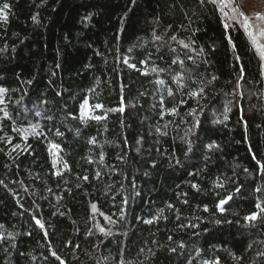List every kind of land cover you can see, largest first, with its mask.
Here are the masks:
<instances>
[{
	"label": "trees",
	"instance_id": "obj_1",
	"mask_svg": "<svg viewBox=\"0 0 264 264\" xmlns=\"http://www.w3.org/2000/svg\"><path fill=\"white\" fill-rule=\"evenodd\" d=\"M4 3L0 264H264V59L231 8Z\"/></svg>",
	"mask_w": 264,
	"mask_h": 264
},
{
	"label": "snow or ice",
	"instance_id": "obj_2",
	"mask_svg": "<svg viewBox=\"0 0 264 264\" xmlns=\"http://www.w3.org/2000/svg\"><path fill=\"white\" fill-rule=\"evenodd\" d=\"M211 2L213 4L217 3V0H211ZM219 9L222 13V15L224 16H228V13L224 11L225 8H231V11L233 13V15L230 17L233 20H236L237 23H240L245 32L247 33L248 37L251 39L252 43L260 50V55L261 58L264 59V45H261L258 43V40L260 37H264V26L262 25H256V30L253 31V23L250 20V17L248 15H246L244 12L240 11L238 7L233 5V0H219ZM9 4L8 3H4L2 6H0V19H7V10L9 9ZM33 19L35 20L36 17L34 16ZM256 20L258 21H264V15H261L259 13L256 14ZM225 28L229 27V25L226 23L224 25ZM175 39V38H173ZM183 43V42H181ZM185 47H189V45H184ZM175 63V61H174ZM155 70V69H154ZM6 90L3 88H0V94H3ZM85 104H87V101H85ZM96 107H100V105H96ZM7 112H5V116H7ZM98 119V117H97ZM59 135V133H58ZM209 147H212V145H209ZM51 148L53 149H58L59 145H51ZM257 163H259V161H257ZM65 167H67V165L65 164ZM85 179H87V177H85ZM257 191H259V189H257ZM231 197H229L230 199ZM226 203L225 200H220L218 207H220V211L223 212L224 208L221 207L222 205H224ZM92 208L95 210L96 205H92ZM256 208L259 209V212H253L250 215L244 217V219L246 221H255L257 219V217L261 214H264V207L261 206L260 203L256 204ZM107 218V217H106ZM37 224L40 225L41 228L44 227V225L37 220L36 221ZM146 223H151V221H146ZM216 224H220L221 220H216L215 221ZM100 231L103 232L104 229L100 228ZM53 255L55 256L56 253L53 252ZM260 255L264 256V253H261ZM205 264H209V262H205ZM218 264V262H217Z\"/></svg>",
	"mask_w": 264,
	"mask_h": 264
},
{
	"label": "rangeland",
	"instance_id": "obj_3",
	"mask_svg": "<svg viewBox=\"0 0 264 264\" xmlns=\"http://www.w3.org/2000/svg\"><path fill=\"white\" fill-rule=\"evenodd\" d=\"M241 9L250 17L253 23V31L256 30V25L264 26V21L256 20V14L264 15V0H239ZM258 43L264 45V37H260Z\"/></svg>",
	"mask_w": 264,
	"mask_h": 264
}]
</instances>
